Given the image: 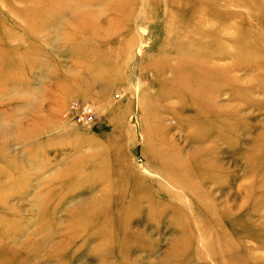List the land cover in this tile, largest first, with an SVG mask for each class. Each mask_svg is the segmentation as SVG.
<instances>
[{
  "label": "rangeland",
  "instance_id": "374dc122",
  "mask_svg": "<svg viewBox=\"0 0 264 264\" xmlns=\"http://www.w3.org/2000/svg\"><path fill=\"white\" fill-rule=\"evenodd\" d=\"M0 264H264V0H0Z\"/></svg>",
  "mask_w": 264,
  "mask_h": 264
},
{
  "label": "built area",
  "instance_id": "2783aa9c",
  "mask_svg": "<svg viewBox=\"0 0 264 264\" xmlns=\"http://www.w3.org/2000/svg\"><path fill=\"white\" fill-rule=\"evenodd\" d=\"M68 113L72 114L75 113L80 120H76L73 122L82 124V125H88L89 122H91L95 117H92V113H94V108L90 104H80L78 100H72V102L69 105ZM74 120V118H73Z\"/></svg>",
  "mask_w": 264,
  "mask_h": 264
}]
</instances>
